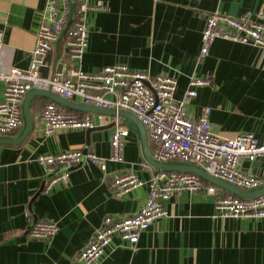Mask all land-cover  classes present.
<instances>
[{
    "label": "crops",
    "instance_id": "0c3cea01",
    "mask_svg": "<svg viewBox=\"0 0 264 264\" xmlns=\"http://www.w3.org/2000/svg\"><path fill=\"white\" fill-rule=\"evenodd\" d=\"M46 2L0 0L3 73L11 68L29 69ZM88 4L103 9L85 14L88 39L82 58L69 59L62 35L49 53V75L58 64L62 71L76 67L91 74L121 64L129 71L175 78L176 99L188 91L190 80H208V85L196 88L197 96L186 105L187 115L197 119L209 108L215 133L225 137L251 133L264 141V46L216 39L209 53L200 57L207 15L254 20L264 12V0H88ZM3 94L0 81V102ZM50 101L33 96L29 102L31 133L17 144L0 143V264H82L78 253L103 218L135 214L146 202L147 182L157 171L145 160L139 130L126 117L87 113L60 104L79 118L89 116L96 121L99 115L104 122L88 134V129H65L43 135L40 111ZM71 102L83 105L77 98ZM116 124L130 131L122 163L106 161L104 176L96 165L84 161L70 170L66 180L44 190L46 181L60 170L46 171L37 162L40 155L82 149L108 160ZM24 125L0 139L19 137ZM239 170L264 177V158L241 160ZM128 172L145 184L124 197H114L110 190L113 177ZM226 195L229 192L218 186L214 195L205 191L173 195L164 202L167 217L142 232L135 245L113 236L96 264H264V219L217 216L215 202ZM40 220L57 223V234L32 239L28 230Z\"/></svg>",
    "mask_w": 264,
    "mask_h": 264
},
{
    "label": "built area",
    "instance_id": "2783aa9c",
    "mask_svg": "<svg viewBox=\"0 0 264 264\" xmlns=\"http://www.w3.org/2000/svg\"><path fill=\"white\" fill-rule=\"evenodd\" d=\"M99 8L103 9L91 7L88 0H47L29 69L11 68L6 73L0 71V81L4 83V98L0 102V137L10 136L22 128V102L28 92L49 91L65 100L77 98L85 106L134 115L145 128L149 154L156 162H179L197 167L244 191L264 188V177L239 170L241 160L253 162L264 158V141L251 133H240L232 137L215 133L209 120V108H204L197 119L187 115V103L197 96L196 88L208 85V80H190L188 91L181 99H176L175 78L129 71L121 64L105 66L98 73L92 74L75 67L54 72L46 78L41 76L43 59L62 35H65L69 59L82 58L88 39L85 14ZM216 39L263 47L264 12H259L254 20L218 13L207 15L201 37L200 57L209 53ZM1 40L2 33L0 43ZM2 66L0 60V68ZM103 119L99 115L96 121L89 116L79 118L53 101L46 103L40 111L42 133L45 136L65 129H92L102 125ZM129 134L128 128L115 125L110 135L108 160L82 149L40 155L37 162L46 171L60 170L46 181L44 190L66 180L71 169L87 160L106 176V161L123 162L125 140ZM144 184L135 174L128 172L114 176L110 190L114 197L121 198ZM147 186L148 198L135 214L103 218L87 245L79 251L77 260L80 263L96 264L113 236L135 245L142 232L167 217L164 202L173 195L200 191L215 194V186L204 184L202 178L188 172L157 170ZM215 210L217 216L222 218L264 219V193L246 198L233 194L220 197L215 202ZM57 232V223L40 220L31 224L28 235L32 239H44L53 237Z\"/></svg>",
    "mask_w": 264,
    "mask_h": 264
},
{
    "label": "water",
    "instance_id": "95a60500",
    "mask_svg": "<svg viewBox=\"0 0 264 264\" xmlns=\"http://www.w3.org/2000/svg\"><path fill=\"white\" fill-rule=\"evenodd\" d=\"M43 64L44 65L40 68V73H41V76L43 78H46L50 73V66L52 64L51 54L46 55V57L43 59ZM60 71H61V65L58 64L56 66V72H60ZM37 95L46 97V98H48V99H50V100H52L58 104H61L65 107H68L71 109H76V110L87 112V113L117 115V116H121V117H126L127 119L132 121L139 130L140 137H141V144H142V152H143L145 160L151 166L156 168L157 170L193 173V174L199 176L200 178H202L203 180H205V181H207V182H209L215 186L221 187L233 195L243 197V198L254 197V196H257V195L264 193V188L257 189L254 191L241 190L235 186H232L228 183H225L221 180H218V179L206 174L204 171H202L201 169H199L197 167L188 166V165H171V164L156 162L155 160H153L151 158V156L149 154L148 139H147V134H146L145 128L143 127V125L138 121V119L134 115L127 113V112H124V111L100 109V108H94L91 106H83V105L75 104V103H73L69 100H65V99L59 97L58 95L53 94L49 91L32 90L26 94L24 102H23V106H22V113H23L25 125H24V128H23L21 135L17 138H12V139L2 138V139H0V143L17 144V143L21 142L22 140H24L31 133L32 128H33V122H32L30 111H29V102L33 96H37ZM90 131H92V130L88 129L87 134Z\"/></svg>",
    "mask_w": 264,
    "mask_h": 264
},
{
    "label": "rangeland",
    "instance_id": "374dc122",
    "mask_svg": "<svg viewBox=\"0 0 264 264\" xmlns=\"http://www.w3.org/2000/svg\"><path fill=\"white\" fill-rule=\"evenodd\" d=\"M200 88H201V87H200ZM209 88H210V89H213V87H211V86H210ZM198 89H199V88H198ZM191 104H193V101L191 102Z\"/></svg>",
    "mask_w": 264,
    "mask_h": 264
},
{
    "label": "trees",
    "instance_id": "16d2710c",
    "mask_svg": "<svg viewBox=\"0 0 264 264\" xmlns=\"http://www.w3.org/2000/svg\"><path fill=\"white\" fill-rule=\"evenodd\" d=\"M229 194H231V193H229Z\"/></svg>",
    "mask_w": 264,
    "mask_h": 264
}]
</instances>
